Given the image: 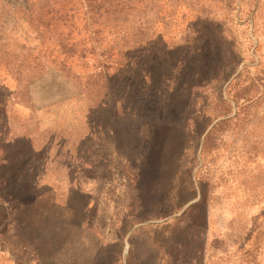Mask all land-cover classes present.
I'll use <instances>...</instances> for the list:
<instances>
[{"label": "rangeland", "instance_id": "rangeland-1", "mask_svg": "<svg viewBox=\"0 0 264 264\" xmlns=\"http://www.w3.org/2000/svg\"><path fill=\"white\" fill-rule=\"evenodd\" d=\"M0 264H264V0H0Z\"/></svg>", "mask_w": 264, "mask_h": 264}]
</instances>
